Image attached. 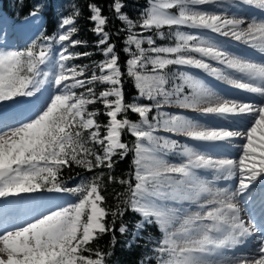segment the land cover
<instances>
[{
	"label": "snow or ice",
	"instance_id": "obj_1",
	"mask_svg": "<svg viewBox=\"0 0 264 264\" xmlns=\"http://www.w3.org/2000/svg\"><path fill=\"white\" fill-rule=\"evenodd\" d=\"M210 2L150 0V6L134 22L122 12L125 7L122 0H113L112 8L128 31L123 49L130 57L126 60V74L132 78L138 96L154 104L125 102V72L119 63L116 45L110 42L111 33L106 30L108 17L95 3L88 5L92 13L89 19L94 22L92 30L99 37L97 46L102 47L106 57L95 66L98 73L92 71L89 76L88 65L68 64L91 55L87 51H71L68 47L87 43L72 39L79 31L75 26L78 12L74 17L62 19L59 28L64 31L58 39L45 36L38 48L33 41L24 50H0V102L33 98L29 102L30 114H18L23 118L16 120L15 126L6 118L0 119V197L36 194L28 202L0 204V264H105L104 253L95 251L96 258L83 253L93 252L90 245L96 239L115 231V219L109 225V215L123 217L127 211L142 218L135 223L136 232H143L152 224L158 226L162 233L156 249L161 256L158 264H264V236L256 256L209 259V254L217 249L245 243V238L252 236L254 231L264 234V99L254 104L220 98L196 76L169 71L171 65L192 66L264 98V63L231 55L220 50L217 44L185 31L173 33L174 46H155L153 36L132 31L137 26L146 31L155 29L163 38L165 33L160 30L164 26L209 29L224 36L231 35L238 41L243 39L264 52V21H253L240 29L244 23L242 19L192 7ZM243 2L264 8V0ZM52 40L67 42L61 45L58 60L54 59ZM205 57L253 82L226 75ZM45 84H54L56 94L41 102L37 94ZM96 84L110 87L97 95ZM79 88L85 91H75ZM186 88L190 91L186 92ZM97 102L107 110L103 113L108 118L106 123L98 122L99 109H89V105ZM172 104L217 117L248 116L251 126L243 131L206 128L185 115L165 112H159L150 120L153 107L159 110ZM130 114H136L138 120L134 121ZM160 129L193 140L228 141L240 137L245 142L238 159L214 158L187 144L181 145L176 139L154 135ZM125 132L135 138L131 145L123 140ZM93 145L99 146L100 151ZM130 152L134 154L132 175L119 180L120 184L127 185V197L115 209L105 206V196L101 194L103 172L74 188L65 187L59 179L66 166L75 164L88 172L112 169L115 156L123 159ZM172 152L186 159L179 164L170 163L164 157ZM198 169L213 170L214 179L236 177L238 186L234 191L213 190L211 181L197 174ZM108 180H115V177L109 175ZM256 188L260 193L261 219L259 223H252L256 219L253 215L246 223L241 216V203L255 200L252 190ZM44 190L79 193L78 202L66 207L54 206L50 200L39 198ZM116 195L120 197L119 193ZM205 196L211 198L200 203ZM183 201L198 204L200 210L184 214L185 210L177 206ZM21 206L24 210L42 211L19 221V212L14 214L9 208L20 209ZM118 231L125 234L127 225L122 223Z\"/></svg>",
	"mask_w": 264,
	"mask_h": 264
},
{
	"label": "trees",
	"instance_id": "obj_2",
	"mask_svg": "<svg viewBox=\"0 0 264 264\" xmlns=\"http://www.w3.org/2000/svg\"><path fill=\"white\" fill-rule=\"evenodd\" d=\"M122 2L125 5L122 12L126 13L134 22H136L141 18V14L149 5L150 0H122ZM90 3H95L100 6L102 8V14L108 17L106 30L111 33L110 42L116 45L115 50L119 55V63L122 71L125 72L123 77L125 102L139 101L144 104H154V101H148L147 99L138 96V92L134 87L132 78L128 77L126 74V60L130 57L129 53L125 52L123 49L126 47L125 40L128 35V31L126 24L117 18V14L112 8L113 0H0V10L9 15L11 19L17 21H22L28 17L33 10L39 11L44 20L43 33L45 35L55 33L60 20L66 17H74L78 12L79 16L75 18V26L79 29V31L74 34L72 39H80L82 41H86L87 43L76 47L68 45V47L71 51H87L90 52L91 55L87 57H79L75 60L69 61L68 63L69 65H88L87 75L90 76L92 71H97L98 73L95 66L106 59L103 54L102 47H98L96 43L99 37L92 30L94 22L89 19L92 14L90 8L88 7ZM36 5H38V7H35ZM175 12H178V9H175ZM177 30L185 31L183 28H177V26H173L172 28L164 26L160 30L165 33L163 38H161L155 29L146 31L137 26L132 31L143 36H153V39L156 41L155 46H174L175 37L173 33ZM144 47L147 48L148 45L145 44ZM133 51H135L134 46ZM169 71L171 73L185 72L178 65L169 66ZM94 87L98 95L100 91L107 89L109 86L107 84H96ZM75 91L79 93L84 92L85 89L79 88ZM187 91H190V89L186 88V92ZM170 106H174V104ZM89 109H99L101 115L97 118L98 122L102 124L107 122V117L103 115V113L107 110L101 103L97 102L96 104L89 105ZM154 114H157L155 107H153V111L149 114L150 120L153 118ZM130 116L134 121L138 120V116L136 114H130ZM154 134H158L157 136L160 137H165L160 130H157ZM134 139L135 138L127 132L123 134V140L129 143V145L134 142ZM93 147L97 151H100L99 146L93 145ZM133 159L134 154L131 152L123 159L119 156H115L113 158L114 167L112 169H94L92 172H88L84 168L72 164L71 166H66L62 170L59 179L66 187L70 185V182L73 179L81 178L84 181H87L91 180L93 176L99 175L103 172L104 177L101 181V194L105 196V206L110 209H115L118 205H121V201L127 197V185L120 184L119 180L127 179L132 175L134 168ZM109 175L114 176L115 180H108ZM117 193L120 194L119 198L116 195ZM113 219H115V231L101 235L90 245L93 252H85L83 254L96 258L93 253L95 251H100L105 255V264H158L161 256L156 249L157 242L161 239V232L157 225L152 224L151 226H148L145 231L136 232L134 227L135 223L140 221L142 218L140 215L132 211H127L123 217L114 218L109 215L107 217L109 225H111ZM122 223L127 225V232L125 234H121L118 231ZM113 236L115 237V240H113ZM134 237L136 238L134 239ZM164 258L167 257L165 256Z\"/></svg>",
	"mask_w": 264,
	"mask_h": 264
},
{
	"label": "rangeland",
	"instance_id": "obj_3",
	"mask_svg": "<svg viewBox=\"0 0 264 264\" xmlns=\"http://www.w3.org/2000/svg\"><path fill=\"white\" fill-rule=\"evenodd\" d=\"M149 6H150V2H149V5L147 6V8ZM244 6L246 7V10H248L249 15L250 14L251 15H254V14L258 15L259 12L264 13V8L259 7L258 4H255V5L254 4H252V5L245 4ZM192 7H194L196 10L204 11V12H208V13H212V14H215V13L225 14V15L228 14V15H226L227 17L232 16L230 18L242 19L244 21V23H246V19L236 15L237 10L239 9V5H238L237 0H211L210 3H206L203 5H195ZM242 8H243V6H242ZM173 11L175 12V9ZM257 11H259V12H257ZM35 12L37 13L35 16H33L30 13L29 16H31V17L28 18L29 17L28 16L27 17L28 19L26 18L27 20L26 19L22 20V21H24L22 23V21H17V20L11 19V17L9 15L4 13V11L0 10V50H24L27 47L31 46L33 41L36 42L37 48H38L40 44L44 43L43 38L45 36L56 37L58 39L59 34H62V32L64 31V29L59 28V25L62 22V20L59 21L55 33L50 34V35H45L43 33V18L41 16V14L39 13V11H35ZM20 23H22V24H20ZM22 27H23V29H27L26 32H24L22 30ZM179 27L183 28L189 34L200 36L203 39L209 40L212 43L217 44L220 47V50L226 51V52L230 53L231 55H234L237 57H239V56H241V54H243L247 58H251V59L255 60L256 59L255 54H257V55L262 54L259 50H257L256 52L254 50V52H251V55H250V52H248L249 48L247 46H245V48H248L246 51V52H248L247 54L241 52L238 49L230 48V47H235V41H236L235 38L232 37L231 35L224 36V35H221L220 33H215L209 29H193V28H189L187 26H179ZM50 43L52 44L54 59L58 60L59 52L62 50L61 45L67 44V42L57 43L56 40H52V41H50ZM237 52H239V53H237ZM252 54L255 55V58L252 57ZM195 55L197 56V58H200L199 54H195ZM245 56H241V57H245ZM262 58H264V57L260 56L257 59L260 61ZM204 59L208 63L212 64L213 66H214V63H216L215 60H211L210 58L205 57ZM179 67L181 69H183L186 73L194 75L197 78L203 80L205 82V84L208 85L210 88L215 89L214 88L215 85H213V83H211V81H212L211 78L208 80V78H209V76L207 75L208 73H205L202 69H198V68H195L192 66H179ZM42 68H43V66H42ZM44 70L47 71L48 69L45 68ZM57 71H58V68H57ZM108 86L110 87V85H108ZM43 89H45V93H44V96L42 98H39V99H41V102L46 101L48 99V97L56 94V86L54 84H45ZM223 96L227 99H233V96H226V95H223ZM24 99L25 98H21L20 100L15 101V102H12V101L0 102V111L6 108L5 115L8 113H11L12 111H10L8 109V107L10 105L17 104V103L21 104V102ZM29 102L30 101L26 102V104H25L26 108H22L21 110H18L12 117H6L9 124H10V122L16 120L17 118H21V119L23 118V116L18 115V113L20 114L23 112L26 115L30 114L31 104ZM159 112L185 115L191 119H194L195 121H197L200 125H202L204 127H207V125H211L210 118L213 117V114H202V113L195 111V110H192V109H181L175 105L174 106L165 105V106L161 107L159 110H157V114H154L153 117H157ZM0 118L4 119V116L2 117V115H0ZM224 118L226 121V125L231 122L230 124L227 125L228 127H230V125H232V127L233 126L238 127L239 125H241V126L243 125V128L241 131L246 130L247 127L251 126L250 125V118L248 116H238V119L236 118V120L231 119L229 116L227 118L226 117H224ZM153 123H155L154 120H153ZM228 130L233 131L234 129H228ZM235 131H237V130H235ZM160 132H162V134L165 137H168L171 139H176L177 141H179V143L181 145L187 144L191 147V143L194 141L190 137H186L183 135L179 136L175 133H166V131H164L162 129H160ZM154 135H158V134H154ZM230 142H231V145H234L237 149H236V153L232 157H229V158L230 159H238L239 155L241 154V145L245 141L240 137H234V138L230 139ZM178 151L179 150H177V152ZM177 152L168 153L164 158L173 164L182 163L183 160L179 158ZM161 154L163 155V153H161ZM199 175H202V174H199ZM82 181H84V180L81 178L73 179V180H71L70 185H68L66 187L67 188H74L78 184H80ZM221 183L222 184L218 187L223 188L225 185V182L222 181ZM234 185H238V179L237 178L234 181ZM252 191L255 195L257 194L256 193L257 188L253 189ZM40 194H45L44 196H46V199L52 200V201H56V198H55V195H50V194H60V196H63L64 197L63 199H59L57 203L52 204V205L58 206V207H66L70 203H77L78 198H79V193H55V192L50 193L47 191H42ZM35 196H36V194H23L22 193V194H20L19 197H17L16 201L17 202H28V201L32 200ZM11 198H14V197H8V198L0 197V204H8V202H12ZM203 202H204V200H203ZM191 207H197V206H194V204H192ZM22 210H23L22 206L20 207V209H16L15 207L9 208V211H12L14 214L16 213V211H18L19 215L22 212ZM39 211L40 210H36V211L35 210H24L23 220L29 219L32 214H35ZM27 215H28V218H26ZM243 219L247 220V217L243 216ZM176 227H179V224H177ZM253 233H259V232L257 231V232H253ZM161 239H162V233H161ZM255 245H256L255 250L257 251L258 247L260 246V243L256 242ZM256 255H257V252H256L255 256Z\"/></svg>",
	"mask_w": 264,
	"mask_h": 264
},
{
	"label": "bare ground",
	"instance_id": "obj_4",
	"mask_svg": "<svg viewBox=\"0 0 264 264\" xmlns=\"http://www.w3.org/2000/svg\"><path fill=\"white\" fill-rule=\"evenodd\" d=\"M237 1H238L239 9L237 10L236 15L246 19V23L240 25V29L246 28L247 25L249 23H252L253 21H255L256 23H260V22L264 21V13H260L259 11H257V12H259L258 15H255V14L249 15L248 10H246V7L244 6L245 3L243 2V0H237ZM242 6H243V8H242ZM215 14L225 16V17H227L226 15H228V14L225 15V14H219V13H215ZM30 17L31 16H29L28 18H30ZM230 17H232V16H230ZM230 17H228V18H230ZM23 22L24 21H22V23ZM22 23H20V24H22ZM43 23H44V20H43ZM22 30L24 32H26L27 29H23V27H22ZM245 46H247L249 48L248 52H250V55H251V52H254V50H255V52L258 50L257 48H254L251 43L245 42V40H243V39L239 40V41L236 40L235 41V47H230V48L238 49L241 52L247 54L248 52H246V51L248 48H245ZM237 53H239V52H237ZM261 53H262L261 55L255 54L256 55L255 60L251 59V58H247L245 55H243L241 53H240L241 56H245V57H241V56H239V57L242 59H245V60H249L251 62H255V63H264V58H262L260 61L257 59L260 56L264 57V52H261ZM255 55L252 54V57L255 58ZM215 62L216 63H214V67L223 69V71L226 75H229L233 78L242 79L244 82H253V81H250L247 77H244L242 74L237 73L234 70L227 68L226 65L220 64L218 61H215ZM205 73H207V72H205ZM207 75L209 76V78L207 77L208 80L211 78V80H212L211 83H213V85H215L214 86L215 89L211 88L212 91L216 94V96H218L220 98H225L223 95L233 96V99H235V100H239V101H242L244 103H254V104L259 103L261 99H264V98L260 97L259 94L251 93V92H248L246 90L236 88L235 86L228 84L226 80L218 79L217 77L212 76L209 73ZM255 83H258V81ZM44 93H45V89H42L41 93L37 94V98L38 99L42 98L44 96ZM225 99H227V98H225ZM27 101H33V98H25L21 102V104L17 103V104L10 105L8 107V109L12 112L5 115V111H6V108H5V109L0 111V115H2V117L4 116V118L6 116L12 117L18 110H21L22 108H26L25 104ZM229 117L231 119H234V120H236V118L238 119V116H229ZM0 119H2V118H0ZM18 119H21V118H17L16 120H18ZM16 120L10 122V125L15 126ZM210 120H211V125H207L206 128H224L226 130L234 129L237 131H241L243 128V125L242 126L239 125L238 127H235V126L232 127V125H230L231 128L228 127L227 125L230 124L231 122L226 125V121H225L224 117H217V116L213 115V117L210 118ZM231 142H230V140H228V141L194 140L191 143V147L195 148L198 152L212 155L214 158H229V157H232L236 153V149H237L234 145H231ZM178 156L180 159L183 160V162L186 159L180 155H178ZM196 171H197L198 175L199 174L203 175V176L199 175L201 177V179L211 181L210 187H212L213 190H215L217 188H222V187H218L222 184L221 183L222 181L225 182V185L223 188H226L229 191H234L235 188L238 186V185H234V181H235L236 177H233L229 180H225L222 178L221 179H214V176L216 174L211 169H198ZM256 193L257 194H256L255 200L251 201L247 205L241 203V208H242L241 216H242V218H243V216L247 217V220H245L246 223L249 222L250 217H252L253 215H255V217L257 216V218L254 221H252V223H259L260 222L262 208H261V203H260V198H259V196H260L259 188H257ZM44 195L45 194H40L39 198L47 200L46 196H44ZM50 195H55V198H56V201L50 200L52 202V204L57 203L59 199L64 198L63 196H60V194H50ZM207 198L210 199L211 197L210 196L202 197L200 200V203H203V200H205ZM16 200H17V197L11 198V201H16ZM10 203L11 202H8V204H10ZM192 204H194V206H197V207H191ZM177 206L184 209L185 210L184 214H186V215H191L192 213H195L196 211L200 210L198 207V204L193 203L191 201H183ZM33 210L42 211V209H33ZM23 216H24V209L22 210L20 215H18V220L19 221L23 220ZM26 218H28V215L26 216ZM19 221H17V223H19ZM262 236H264V234H262L261 232L253 233L252 236L245 238V241H247V240L250 241L248 244H246L245 247H239L238 248L237 246H235L234 248L232 247V248L217 249L216 251L209 254V259L223 260V259H232V258H240V257H253V256H255L257 251L255 250L256 245L253 244L252 241H256L257 243H261Z\"/></svg>",
	"mask_w": 264,
	"mask_h": 264
}]
</instances>
